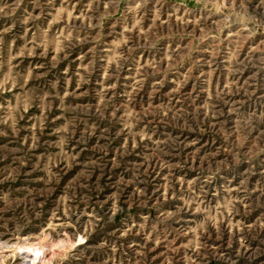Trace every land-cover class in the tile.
Here are the masks:
<instances>
[{
  "label": "rangeland",
  "instance_id": "374dc122",
  "mask_svg": "<svg viewBox=\"0 0 264 264\" xmlns=\"http://www.w3.org/2000/svg\"><path fill=\"white\" fill-rule=\"evenodd\" d=\"M30 238L264 264V0H0V245Z\"/></svg>",
  "mask_w": 264,
  "mask_h": 264
},
{
  "label": "bare ground",
  "instance_id": "6f19581e",
  "mask_svg": "<svg viewBox=\"0 0 264 264\" xmlns=\"http://www.w3.org/2000/svg\"><path fill=\"white\" fill-rule=\"evenodd\" d=\"M50 247L41 239L36 241H33L32 238L22 239L8 246L0 245V259L6 258L11 253L12 255H22L27 264H48V256L52 253L51 250L53 249Z\"/></svg>",
  "mask_w": 264,
  "mask_h": 264
}]
</instances>
